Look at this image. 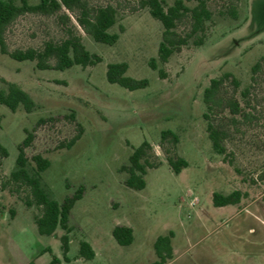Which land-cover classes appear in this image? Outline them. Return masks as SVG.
Segmentation results:
<instances>
[{
	"label": "rangeland",
	"instance_id": "obj_1",
	"mask_svg": "<svg viewBox=\"0 0 264 264\" xmlns=\"http://www.w3.org/2000/svg\"><path fill=\"white\" fill-rule=\"evenodd\" d=\"M162 1L169 7L176 0ZM88 3L117 8L118 21L110 32L125 28L117 43L95 42L79 25V12L66 9L51 16L22 15L6 31L9 51L42 50L72 31L102 61L87 68L40 70L36 62H19L0 52V90L7 89L5 79L35 104L30 113L23 104L15 112L0 104V144L8 151L7 158L0 153V264H51L54 258L57 264H156L155 242L170 232L175 235L172 264H264V0H211L205 45L191 42L167 64L158 62L166 79L149 66L158 58L163 25L148 9L135 11L136 0ZM190 30L189 19L177 28L183 35ZM118 63H127L126 75L147 79L149 86L130 91L111 84L108 67ZM257 63L261 69L254 74ZM225 73L237 77L241 87L235 91L228 83L223 95L236 97L252 116L212 115L215 126L228 132L226 152L220 155L208 136L204 93L212 79ZM247 88L251 94L245 99ZM77 123L84 134L73 147L62 149L78 134ZM26 131L34 137L25 149L30 174L37 173L34 156L51 162L40 175L51 199L62 203L85 188L71 212L69 233L58 227L52 236H41L34 221L41 207L29 187L11 180ZM164 131L176 133L179 143L162 140ZM144 142L153 148L148 161L160 166L148 170L146 188L137 191L125 185L128 175L121 167L129 165L134 149ZM170 158L184 159L188 166L176 174ZM236 190L247 194L240 205L214 206V193ZM27 200L33 205L27 206ZM118 225L133 227L132 245L116 241ZM82 242L92 246L93 259L80 255Z\"/></svg>",
	"mask_w": 264,
	"mask_h": 264
},
{
	"label": "trees",
	"instance_id": "obj_2",
	"mask_svg": "<svg viewBox=\"0 0 264 264\" xmlns=\"http://www.w3.org/2000/svg\"><path fill=\"white\" fill-rule=\"evenodd\" d=\"M138 8L148 9L151 16L162 23L163 34L159 46L158 58H152L149 66L159 72L161 79H166V73L159 68L158 62L167 64L170 58L177 53L182 52L184 47L191 44L196 47L205 45L207 24L213 19V13L209 9L211 0H176L172 6L165 7L162 0H136ZM195 2L196 5L191 8L188 3ZM66 9L74 13L79 12L77 20L83 30L90 35L97 43L114 45L120 39V34L125 32L123 26L120 27V33H111L110 30L117 24L118 10L112 5L91 8L88 0H40L38 4L32 5L29 0H21L17 4L14 0L0 1V52L9 56L11 59L25 62H36V67L40 70H65L75 65L87 68L95 66L102 61L101 57L91 54L82 42L81 37L75 35L72 31L69 37L59 44L52 42L46 43L42 50L27 49L9 51L6 42V31L8 27L20 16L25 14L55 15ZM235 12H233L234 14ZM236 17V13L234 15ZM66 19H69L65 15ZM191 21V30L186 34L177 31L178 25L185 20ZM55 60V64L51 61ZM129 66L127 63L111 64L108 67L107 79L111 84H118L130 91L144 89L149 86L147 79L137 80L127 76ZM261 69V63L253 66L252 72L256 74ZM253 80L255 77L253 76ZM2 81L7 85V89L0 90V104L8 107L15 112L20 104L25 106L28 113L35 107L34 102L27 92L19 85L8 83L5 79ZM234 87L235 91L241 87V81L232 73H225L220 78L212 79L210 86L205 90L204 103L206 113L204 118L207 122L208 136L212 142L216 153L222 155L226 150L223 147L224 141L228 138V132L221 127L215 126L212 115L216 113H229L234 116L249 118L251 113H245L239 100L231 96L229 98L223 95V89L226 84ZM251 88L243 91L245 99L249 98ZM72 119L76 120L75 113L71 114ZM41 122H44L42 120ZM78 134L70 140L67 145H62V149L73 147L84 134V128L77 123ZM27 137L19 145V156L17 159V169L11 174V180L17 184L25 185L30 188L34 203L41 207L42 214L34 219L38 232L41 236H52L58 227H62L68 233L70 232L69 219L76 203L84 197L85 188L80 187L72 196H68L62 203L49 197L41 185L40 175L51 166L49 159L41 155L33 157L36 164L35 175H31L27 169L28 160L25 149L31 146L33 134L29 131ZM171 139L175 144L179 143V136L172 131H164L162 140ZM153 150L152 145L144 142L140 147L135 148L129 158V165L122 166L121 172H126L128 178L125 185L133 190L141 191L147 186L145 176L149 169H156L160 164L150 163L147 159L149 152ZM0 153L3 157H8L7 149L0 144ZM170 167L176 174L187 167L188 163L181 158L168 160ZM247 194L239 190L233 191L229 195L220 193L213 194V203L215 207H225L229 205L240 204ZM27 206H32L30 200L26 201ZM113 236L121 246H130L134 242V231L127 226H117L113 230ZM175 237L173 232L166 236H160L155 243V250L160 258L156 264H166L173 258L172 240ZM65 253L69 252L70 240L65 235L62 238ZM80 255L86 259H93L95 252L92 246L87 242H82ZM59 261L54 258L51 264H57Z\"/></svg>",
	"mask_w": 264,
	"mask_h": 264
},
{
	"label": "crops",
	"instance_id": "obj_3",
	"mask_svg": "<svg viewBox=\"0 0 264 264\" xmlns=\"http://www.w3.org/2000/svg\"><path fill=\"white\" fill-rule=\"evenodd\" d=\"M241 204V203H240ZM240 204H237V205H240ZM260 208V211L261 212H263V208L262 207H259ZM255 210H257V209H255ZM255 215H253L255 218H257L258 216H257V214L256 213H254ZM118 226H127V227H130V228H132L133 229V227H131V226H129V225H118ZM117 227V226H116ZM114 230V229H113ZM133 231H134V229H133ZM175 238V237H174ZM173 238V239H174ZM156 243V242H155ZM133 244V243H132ZM131 244V245H132ZM172 246H173V240H172ZM174 246H173V252H174ZM155 252H156V250H155ZM156 255H157V253H156ZM158 256V255H157ZM174 257L171 259V260H169L166 264H172L173 262H174Z\"/></svg>",
	"mask_w": 264,
	"mask_h": 264
}]
</instances>
